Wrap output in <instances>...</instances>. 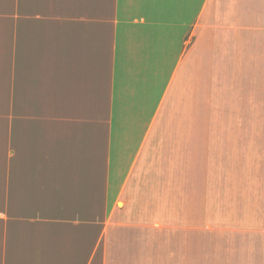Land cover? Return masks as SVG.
Listing matches in <instances>:
<instances>
[{"label":"crops","instance_id":"1","mask_svg":"<svg viewBox=\"0 0 264 264\" xmlns=\"http://www.w3.org/2000/svg\"><path fill=\"white\" fill-rule=\"evenodd\" d=\"M202 73L226 172L194 264H264V0H0V264H117L119 202Z\"/></svg>","mask_w":264,"mask_h":264},{"label":"rangeland","instance_id":"2","mask_svg":"<svg viewBox=\"0 0 264 264\" xmlns=\"http://www.w3.org/2000/svg\"><path fill=\"white\" fill-rule=\"evenodd\" d=\"M196 78L193 87L157 124L119 202L123 213L118 226L127 229L115 230L117 264H194L195 206L200 208L199 220L208 224L209 179L223 177L226 172L211 169L208 74ZM241 108L237 107L239 115ZM225 125L219 119L218 129ZM229 128L240 129V122H230ZM217 156L214 151V161ZM228 176L240 179V166L229 170ZM163 223L170 229H156Z\"/></svg>","mask_w":264,"mask_h":264}]
</instances>
